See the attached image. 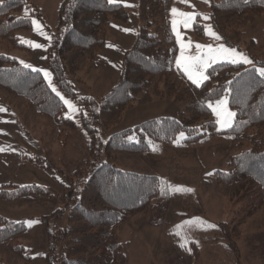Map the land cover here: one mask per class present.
Masks as SVG:
<instances>
[{"label":"rangeland","instance_id":"rangeland-1","mask_svg":"<svg viewBox=\"0 0 264 264\" xmlns=\"http://www.w3.org/2000/svg\"><path fill=\"white\" fill-rule=\"evenodd\" d=\"M62 1L29 0L39 11L41 19L31 16L26 9L19 15L31 19V29L17 33L18 43L28 49L13 48L0 39V54L15 59L23 67L24 64L31 65L25 68L32 71L40 69L51 74L48 78L43 71H36L63 102L65 109L61 117L72 120L76 126L74 132L68 133L67 129L57 127L52 120L28 109L23 98L6 96L0 89V109H3L0 110V189L5 184L35 185L50 189L52 193V198L47 199L36 196L22 198L17 202L0 200V216L15 222L23 221L29 227L28 235L20 238L16 244L24 246L31 257L30 262L24 263L9 250L0 248V264H48L47 252L51 248L48 249L46 225L41 219L52 216L47 225L51 232L66 226L67 208L70 207L63 185L67 182L74 184L78 180L85 181L92 168L107 161H112L122 171L159 177L167 183L170 195L169 205L159 227H150L145 224L142 216H137L119 233L127 264H264V200H246L250 195L256 196L254 185L248 181L236 186H219L214 182L213 176L215 171H226L229 159L240 151L247 150L249 144H233L226 136L219 135L211 137L206 143L191 144L181 149L178 146L185 139V135L181 133L170 147L154 143L150 146L151 152L146 156H112L105 150L106 141L114 133L155 118H175L184 111L192 99L189 85H197L188 78L183 67L176 63L182 54L185 57H199L206 62L203 67L205 75V71L214 64L232 63L229 59L218 56L216 49L221 46L236 49L252 61L250 64H240L255 68L260 75L264 66L257 65L254 60L264 62V12L248 11L243 17L231 18V30L237 29L241 37L239 36L238 42L240 47L230 48L224 45L221 38L216 39L209 34L216 33L209 20V0H173L170 21L178 47L175 67L179 75L169 74L167 78L176 87L175 94L178 91V96L181 95V88L189 91L180 101L178 97L166 96L162 92L164 99L154 98L148 104L134 105L126 109L118 123L100 122L95 129V137L101 146L96 144L94 152V149H89L90 138L81 124L78 106L60 93L47 66V53ZM110 3L123 6L126 20L122 22L111 17L105 47L93 60L76 61V74L69 78V82L79 98L100 101L110 92L119 79L124 54L131 48L137 31L142 26L138 18V0H111ZM173 8L178 13L193 16L188 26L182 22L185 17L173 15ZM196 16L200 17L203 38L194 33ZM173 20L177 21L175 30ZM177 32L180 33L179 38ZM216 35L219 36L217 33ZM33 44H41L43 47L35 48ZM182 44L185 47L182 48ZM197 45L200 47L197 48ZM213 57L216 58L213 60ZM160 86L157 90L161 89ZM154 89L153 84L149 90ZM220 100H225L223 107L234 113L227 106L225 97ZM216 103L210 107L211 121L216 124V131H226L231 126L224 127L218 122L224 117H218L213 111ZM233 120L234 117L231 125ZM40 166H49L54 172ZM176 188L183 191H176ZM188 189L192 191H187ZM244 197L247 198L239 200ZM248 205H251V210L245 214L244 208H248ZM30 221L35 223L30 225ZM219 223L228 226L230 239L236 243L233 246L238 256L235 257V252L224 245ZM49 245L55 248L59 257L62 242L52 239ZM192 248L198 251L197 259L193 258Z\"/></svg>","mask_w":264,"mask_h":264},{"label":"trees","instance_id":"trees-1","mask_svg":"<svg viewBox=\"0 0 264 264\" xmlns=\"http://www.w3.org/2000/svg\"><path fill=\"white\" fill-rule=\"evenodd\" d=\"M172 2L138 0V18L142 26L131 48L124 54L118 81L100 101L77 97L69 78L76 74L74 66L77 60H93L105 47L111 17L124 22L126 12L122 5L112 4L109 0H63L60 4L58 22L47 53V66L60 93L78 106L81 124L90 138V150L95 152L96 144L101 146L95 137V129L100 122L118 123L126 109L148 104L154 98L164 99L162 92L166 96L174 95L172 97H178L180 101L189 91L180 87L181 95L178 96V91L175 94L176 87L167 78L169 74L179 75L175 67L178 47L170 21ZM209 3L211 27L230 48H239L241 37L237 29L231 30V18L243 17L248 11L264 12V0H209ZM24 9L31 16L41 19L39 11L29 0H0V39L13 48H27L17 40L19 31L31 29V19L19 16ZM194 33L199 38L204 37L199 16L195 17ZM254 62L264 66L263 61ZM205 76L207 79L199 87L189 85L192 99L178 117L155 118L114 133L106 141L105 150L112 156H146L154 143L170 147L181 133L185 135L178 146L181 149L224 135L231 143H246L249 148L232 156L226 171H215L214 182L219 186H236L248 181L254 185L256 196L239 200L254 198L257 202L262 201L264 77L255 68L240 63L214 64L205 71ZM153 84L155 89L151 91L149 89ZM158 86L160 90H157ZM0 89L6 96L23 98L28 109L52 120L57 127L67 129L68 133L76 130L72 120L61 117L65 106L45 84L40 73L2 54ZM223 97L235 115L231 127L219 132L211 121L209 105ZM41 168L54 172L49 166ZM63 187L70 207L67 208L66 226L51 232L47 225L52 216L41 219L46 225L48 249L51 248L47 252L48 264H127L119 241L121 230L137 216H142L146 225L159 227L170 200L167 183L159 177L119 170L112 161L92 168L85 181L67 182ZM36 196L47 199L52 198V193L50 189L35 185L5 184L0 189V200L5 202ZM247 207L244 208L245 214L251 210V205ZM218 227L226 248L235 252V257L238 256L228 226L219 223ZM29 231L23 221L15 222L0 216V248L9 250L24 263L30 262L29 251L16 244ZM52 239L62 242L59 257L55 248L49 245ZM192 251L193 258L197 259L198 251L195 248Z\"/></svg>","mask_w":264,"mask_h":264},{"label":"snow or ice","instance_id":"snow-or-ice-1","mask_svg":"<svg viewBox=\"0 0 264 264\" xmlns=\"http://www.w3.org/2000/svg\"><path fill=\"white\" fill-rule=\"evenodd\" d=\"M111 2V0H110ZM172 13L173 15H179L181 17H185V19H183V24L185 26H188V24L192 21L193 16L190 14H186V13H178V10L173 8L172 9ZM205 19H207V17H205ZM35 23V21L33 22ZM177 21L173 20V26H174V30H175V25H176ZM125 31H130L128 29H125ZM42 35H46L44 33L41 32ZM209 34H211L212 36H214L216 39H220L219 36L216 35V33L214 32H210ZM177 37L179 38L180 33L177 32L176 33ZM48 39H50V37H48ZM35 48H42L43 45L41 44H33L32 45ZM182 48L185 47V45H181ZM200 46L197 45V48H199ZM209 51H213L212 49H209ZM215 52L218 54V56H221L223 58L229 59L230 62L232 63H252L251 60L248 59L247 56H245L243 53H238L236 51V49H228V48H224L223 46H221L220 48L216 49ZM216 57H213L212 59L214 60ZM23 63V62H21ZM178 66H182L184 72L188 75V78L192 81L193 84H196L198 87L200 86L201 81L206 80L207 76H205L203 74V67L206 66V62L202 61L199 57H185L183 54L181 55V58L179 60L176 61ZM25 67H31V65L28 64H24ZM34 71H43L44 76L50 78L51 74L47 71L44 70H40V69H33ZM260 75L264 76V69L260 70ZM49 82H51L49 80ZM53 91H55V88H53ZM59 95V93H57ZM226 104L225 100H219L217 101L215 107H213V111L215 112V114L218 117H224L223 119L219 120L218 122L222 123V125L224 127H230L231 126V120L234 117V113L227 111L223 106ZM71 106V105H70ZM209 107H212V105H209ZM3 110V109H0ZM2 150V149H0ZM176 191H183V189L180 188H176ZM187 191H192L191 189H188ZM32 223L35 222H29V224L31 225ZM209 227H215V225H209Z\"/></svg>","mask_w":264,"mask_h":264}]
</instances>
